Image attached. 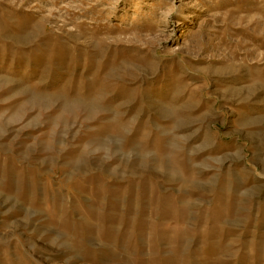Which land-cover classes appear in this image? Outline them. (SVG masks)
Returning a JSON list of instances; mask_svg holds the SVG:
<instances>
[{
	"label": "rangeland",
	"instance_id": "rangeland-1",
	"mask_svg": "<svg viewBox=\"0 0 264 264\" xmlns=\"http://www.w3.org/2000/svg\"><path fill=\"white\" fill-rule=\"evenodd\" d=\"M0 264H264V0H0Z\"/></svg>",
	"mask_w": 264,
	"mask_h": 264
}]
</instances>
